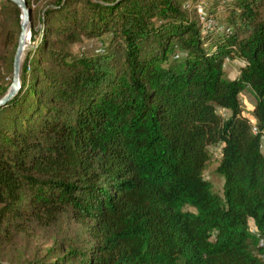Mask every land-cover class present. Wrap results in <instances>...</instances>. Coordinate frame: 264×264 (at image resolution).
Listing matches in <instances>:
<instances>
[{
	"label": "trees",
	"instance_id": "obj_1",
	"mask_svg": "<svg viewBox=\"0 0 264 264\" xmlns=\"http://www.w3.org/2000/svg\"><path fill=\"white\" fill-rule=\"evenodd\" d=\"M36 11L0 106V248L64 226L30 264H264V0H50L40 29ZM0 15L1 97L21 11ZM80 36L106 45L68 51Z\"/></svg>",
	"mask_w": 264,
	"mask_h": 264
},
{
	"label": "rangeland",
	"instance_id": "obj_2",
	"mask_svg": "<svg viewBox=\"0 0 264 264\" xmlns=\"http://www.w3.org/2000/svg\"><path fill=\"white\" fill-rule=\"evenodd\" d=\"M50 0H29V7L30 9H37L36 11V25L37 28L40 29L42 24L40 21L41 12L40 8L45 6L49 3ZM204 1L198 5V14L197 17L199 18L200 15L204 13ZM29 21H30V14H29ZM204 27L210 29L212 27H206L204 23ZM4 28V19L0 15V34L2 33ZM30 33V32H29ZM106 37H93V38H85L84 36H80L74 38V40L68 42L66 44V49L70 52L76 54H90L96 51H101L104 49L106 45ZM35 46V42L29 39L27 41L25 50L22 54V62L27 55ZM241 63L239 59H232V58H225L224 60V69L225 74L232 78L237 74L238 66ZM11 74L10 70H7L1 63H0V78L3 77L5 80H9V76ZM242 102L244 106L250 102V97H242ZM246 109V108H245ZM246 113L248 112L247 109L245 110ZM264 148V146H262ZM211 162L208 164L205 170V176L210 179L214 184V191L221 194L222 192V184L223 179L220 177L216 171V160L219 157V147L218 146H211ZM251 227V222H250ZM63 230V231H62ZM64 226H54L51 228H40L36 226H30L28 230L17 233L13 236L12 240L9 243H5V241L1 242V250H0V264H30L32 260L37 257L43 256L45 253V249L50 247L52 244L60 242L65 237L64 234ZM72 234V233H71ZM59 256V254L57 255Z\"/></svg>",
	"mask_w": 264,
	"mask_h": 264
},
{
	"label": "water",
	"instance_id": "obj_3",
	"mask_svg": "<svg viewBox=\"0 0 264 264\" xmlns=\"http://www.w3.org/2000/svg\"><path fill=\"white\" fill-rule=\"evenodd\" d=\"M15 3L20 11V33L18 36L17 47L13 57V71H12V81L7 89V91L0 97V106L13 97L20 88V71L22 64V54L26 47V32L30 34L29 30V14L30 9L28 8L25 0H10Z\"/></svg>",
	"mask_w": 264,
	"mask_h": 264
},
{
	"label": "built area",
	"instance_id": "obj_4",
	"mask_svg": "<svg viewBox=\"0 0 264 264\" xmlns=\"http://www.w3.org/2000/svg\"><path fill=\"white\" fill-rule=\"evenodd\" d=\"M208 27H210V23H208ZM262 145H264V138H262ZM259 245L263 248V252H264V241H261L259 239Z\"/></svg>",
	"mask_w": 264,
	"mask_h": 264
},
{
	"label": "bare ground",
	"instance_id": "obj_5",
	"mask_svg": "<svg viewBox=\"0 0 264 264\" xmlns=\"http://www.w3.org/2000/svg\"><path fill=\"white\" fill-rule=\"evenodd\" d=\"M28 39H29V34H28V31H27V32H26V42L28 41ZM262 138H264V133H263V135H262ZM262 146H264V145H262ZM260 240H261V241H264V237L261 238ZM263 260H264V252H263Z\"/></svg>",
	"mask_w": 264,
	"mask_h": 264
},
{
	"label": "crops",
	"instance_id": "obj_6",
	"mask_svg": "<svg viewBox=\"0 0 264 264\" xmlns=\"http://www.w3.org/2000/svg\"><path fill=\"white\" fill-rule=\"evenodd\" d=\"M237 74H238V70H237ZM237 74H236V75H237ZM236 75H235V76H236ZM235 76H234V77H235ZM234 77H232V78H234ZM263 149H264V148H263ZM250 221H251V220H250Z\"/></svg>",
	"mask_w": 264,
	"mask_h": 264
}]
</instances>
